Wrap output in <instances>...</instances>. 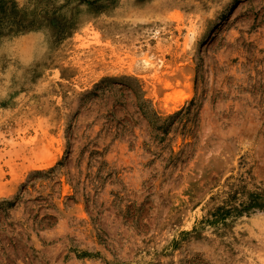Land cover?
<instances>
[{"label":"rangeland","instance_id":"1","mask_svg":"<svg viewBox=\"0 0 264 264\" xmlns=\"http://www.w3.org/2000/svg\"><path fill=\"white\" fill-rule=\"evenodd\" d=\"M0 264H264V0H0Z\"/></svg>","mask_w":264,"mask_h":264}]
</instances>
